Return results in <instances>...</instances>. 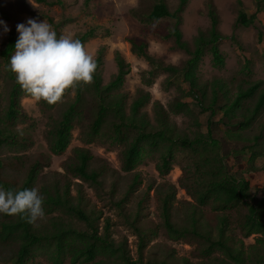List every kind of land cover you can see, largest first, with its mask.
Here are the masks:
<instances>
[{
	"label": "trees",
	"instance_id": "trees-1",
	"mask_svg": "<svg viewBox=\"0 0 264 264\" xmlns=\"http://www.w3.org/2000/svg\"><path fill=\"white\" fill-rule=\"evenodd\" d=\"M36 2L44 3L45 0H36ZM186 3L187 0H179L174 13L168 11L164 2L156 3L144 18L139 19L141 23L156 22L164 18L175 20L174 28L162 37L173 38L174 49L188 54L189 58L183 68L178 69L176 66L164 65L163 62L156 61L148 53L147 42L143 39L129 38L127 42L131 53L143 58L150 65L151 71L146 72L148 76H155L158 71L183 75L184 82L189 88L185 97L196 103L200 113L209 115L206 132L201 131L202 124L188 103L180 101L170 103L169 110L165 109L161 103L155 102L156 126L152 130H147L148 124L138 116L140 109L150 100L149 92L144 90H140V95L131 103L129 115H127L125 97L117 92L129 73V64L119 52H116L114 61L117 72L108 84L103 85L101 77L103 50L101 49L94 60L96 69L92 81L87 84L80 83L66 89L63 93L64 96L66 92L73 90L75 97L61 112L59 120L52 121L48 127L46 132L48 148L54 156L64 153L68 148L72 138L73 124L80 116L77 104L86 94H91L96 99L97 110L85 135L87 143H93L98 138L111 135V145L124 147L121 152V170L124 173H130L136 168L148 148L159 153L160 161L156 170L160 176H166L172 170L176 158L178 156L181 158L180 187L191 197L194 204H191L190 212L185 218L187 223L178 228L171 221V207L175 198L174 188L171 186V189L165 192L161 201V215L163 228L169 240L177 241L191 236L205 240V248L200 252L202 256L209 259L214 253L219 252L226 258L217 259V264H264V189L261 186L252 188L250 180L246 178L247 173L256 172L257 169L253 168L247 173L234 172L228 163L229 157H233L236 161L238 157L245 156L247 164L260 160L264 167V124L253 135L245 134L258 122L263 112L264 89L261 87L263 83L261 81L242 83L239 84L235 94H230L229 87L220 79H214L205 84L200 82L197 71L206 50L211 54L213 66L224 67V58L217 45L223 36L217 30V16L210 2L207 4L210 28L207 34L200 32L194 38V49L191 51L179 29L180 15ZM256 18V14L247 16L246 13L240 12L235 25L249 27L253 25ZM46 20L59 38V29L64 23L56 24L50 17H46ZM93 37L94 31L89 30L75 39H79L84 46ZM17 38L16 31L9 32L0 47V74H4L3 81L6 86L4 99L6 107L1 108L0 105V148L14 143L15 135L11 128L17 122L25 121L27 118L22 111L20 100L30 96L21 91L14 74L8 70L9 59L15 51ZM254 95H257L255 103L249 104ZM1 100L0 93V103ZM58 103L49 105L40 101L38 104L43 111L48 112L55 109ZM169 111L174 115L189 118L192 132L188 134L178 131L176 125L170 121ZM109 123L112 133L109 131L106 133L103 130ZM226 147H230L231 151H226ZM92 159L93 156L88 150L76 148L72 162L65 163L64 170L75 179L97 186L100 184L98 179L101 174L89 170ZM40 167L39 163L31 166L22 187L16 191L33 188ZM137 185L138 178L135 176L129 184L126 197L117 204L120 209ZM0 186L6 190L13 189L5 186L1 181ZM40 194L44 197L45 216L50 215L46 224H30L27 218L21 215L1 214L0 248L6 246L16 248L12 257L14 261H7L5 264H33L36 252H42L50 264H64L66 261L69 264H172L166 258L161 261L144 262L142 256L145 248L144 237L136 226L137 221L131 223L127 218L129 227H132L139 236L138 258L133 259L123 243H116L111 239L107 219L103 232H100L97 225L100 217L94 215L92 211L87 212L83 209L80 196L74 203L75 199L71 195L68 182L63 183L61 187L58 182L52 186H44L40 188ZM259 195L261 197L258 199ZM204 208H208L218 217L216 227L218 238L213 239L198 232L200 229L197 215ZM56 212L62 213L70 221L74 218L82 223L83 229H76L72 222L53 216ZM231 212H243L239 220H235L234 223L243 238L260 235V239H257L258 245H252L244 250L242 242L236 246L225 238V232L232 223ZM182 264L189 263L184 261Z\"/></svg>",
	"mask_w": 264,
	"mask_h": 264
},
{
	"label": "rangeland",
	"instance_id": "rangeland-1",
	"mask_svg": "<svg viewBox=\"0 0 264 264\" xmlns=\"http://www.w3.org/2000/svg\"><path fill=\"white\" fill-rule=\"evenodd\" d=\"M160 2L165 3L170 13H174L179 5V0H45L44 3H37L36 0H0V20L7 24L11 32L16 31L17 24L26 23L29 18H39L48 23L46 17H50L56 24L64 23L59 29L60 36L74 39L93 30L94 37L85 43L84 48L93 60L97 58L99 51L103 50L101 71L103 85L108 84L117 72L114 61L116 52H119L129 64V73L117 92L125 97L127 115H129L131 103L140 95V90H144L149 92L150 100L140 109L138 116L148 124L147 130H152L156 126L155 102L161 103L165 109L169 110L170 103L180 101L188 103L197 114L202 124L201 131L205 133L209 115L200 113L196 103L185 97L189 88L184 82L183 75L158 71L155 76H148L146 72L151 71L150 65L130 51L127 40L140 38L147 42L148 53L156 61L163 62L164 65L176 66L178 69L183 68L189 58L188 54L174 49L173 38L162 37L174 28L175 20L164 18L156 22H139V19L150 12L154 4ZM210 2L217 16V30L223 36L217 45L224 58V67L213 66L211 54L206 50L197 71L200 82L205 84L214 79H220L229 87L230 94L237 92L239 84L247 82L261 81L263 83L261 87L264 89V0H187L185 9L180 15L179 29L191 51L194 49V38L200 32L207 34L210 28L207 15V4ZM240 12L246 13L247 16L256 14L257 18L253 25L249 27L235 25ZM152 31L158 33L154 34ZM9 32L4 33L3 26H0V47ZM4 79V74H0L1 108L6 107ZM74 97L73 90L66 92L56 105L57 107L48 112L43 111L39 107V102L32 97H23L20 100L22 111L27 118L25 121L17 122L11 128L15 135L14 143L0 148V181L5 186L17 190L22 187L30 167L39 163L41 167L34 185L39 193L40 188L44 186H52L58 182L61 187L63 183L68 182L71 195L75 199L74 203L81 197L83 209L87 212L92 211L94 215L100 217L97 220L100 232H103L107 219L111 239L116 243H123L133 259L138 258L139 236L132 227H129L127 218L131 223L137 221L136 226L144 237L145 248L142 253L144 262L161 261L166 258L172 264H182L184 261H188L189 264H217V259H226L219 252L214 253L209 259L202 256L200 252L205 248V240L197 237L169 240L163 228L161 201L171 186L175 192L171 207V221L176 227H182L187 223L185 218L190 212L191 204H194L191 197L180 187L179 179L182 172L179 156L172 170L166 176H160L156 170L160 161L159 153L148 148L136 168L130 173H124L121 170V152L124 147L111 145V135L98 138L93 143H87L85 135L97 110L96 99L91 94H86L77 104L80 116L73 124L72 138L68 148L58 156L50 153L46 139L48 127L52 121L59 120L61 112L74 100ZM256 97L257 95H254L249 104L255 103ZM170 121L176 125L178 131L190 134L193 130L190 119L183 115H174L170 112ZM263 124L264 109L258 122L245 134L253 135ZM103 130L106 133L108 131L112 133L110 123ZM76 148L88 150L93 156L89 170L101 174L98 179L99 185L75 179L65 172L64 164L72 162ZM226 148V151L231 149ZM233 159L229 157L228 163L234 172L247 173L256 168L257 171L247 173L246 178L250 180L252 188L261 186L264 189V167L260 160L247 164L245 156L238 157L236 161ZM135 176L138 178V185L120 209L117 204L126 197L129 184ZM260 197L261 195L258 199ZM243 212H231L232 223L225 232V238L236 246L242 242L244 250H247L252 245H258L257 239L261 236L242 237L234 222L239 220ZM53 216L70 221L60 212H56ZM197 217L200 229L198 232L213 239L218 238L216 214L204 208ZM48 218L50 215L44 216L36 222V225L46 224ZM70 222L76 229H83V224L74 218ZM15 252V247L0 248V264L10 260L13 262L12 257ZM33 264L50 263L42 252H36ZM64 264L69 263L66 261Z\"/></svg>",
	"mask_w": 264,
	"mask_h": 264
},
{
	"label": "clouds",
	"instance_id": "clouds-1",
	"mask_svg": "<svg viewBox=\"0 0 264 264\" xmlns=\"http://www.w3.org/2000/svg\"><path fill=\"white\" fill-rule=\"evenodd\" d=\"M3 32L10 31L0 20ZM18 38L8 63L22 92L49 105L59 102L66 89L90 83L95 61L79 39L60 36L39 18H29L16 26ZM44 197L35 187L16 191L0 187V214L21 215L28 223L45 216Z\"/></svg>",
	"mask_w": 264,
	"mask_h": 264
}]
</instances>
